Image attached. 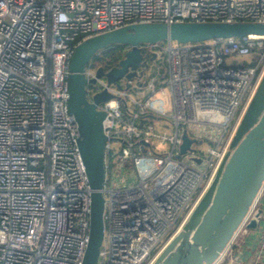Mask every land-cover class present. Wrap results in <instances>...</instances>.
<instances>
[{"label": "built area", "instance_id": "1", "mask_svg": "<svg viewBox=\"0 0 264 264\" xmlns=\"http://www.w3.org/2000/svg\"><path fill=\"white\" fill-rule=\"evenodd\" d=\"M187 21L264 24V0H0V264H83L92 188L69 110L76 46L131 24ZM142 47L156 59L124 84L102 83L95 58L85 70L100 82L90 100L114 96L98 105L107 141L97 264L152 260L207 184L264 67V35ZM159 54L165 71L153 73ZM257 246L252 264L264 232Z\"/></svg>", "mask_w": 264, "mask_h": 264}, {"label": "water", "instance_id": "2", "mask_svg": "<svg viewBox=\"0 0 264 264\" xmlns=\"http://www.w3.org/2000/svg\"><path fill=\"white\" fill-rule=\"evenodd\" d=\"M248 35H264V24L137 23L87 38L76 46L70 59L69 110L79 125L78 145L92 188L90 237L83 264L98 263L105 235L103 187L107 137L103 120L106 113L98 109V105L114 97L103 90L89 99L87 87L96 79L86 77L87 65L99 51L114 44L125 45L124 57L117 66L108 71L100 66L97 70L98 78L106 77L108 83H115L143 76L149 69L148 61H154L156 54H143L144 44L203 42ZM183 138L181 151L184 153L193 140L186 133ZM197 162L200 163L201 159ZM263 191L264 67L207 184L176 231L148 264H219L244 226L253 231L258 229L263 209L256 208V204Z\"/></svg>", "mask_w": 264, "mask_h": 264}, {"label": "crops", "instance_id": "3", "mask_svg": "<svg viewBox=\"0 0 264 264\" xmlns=\"http://www.w3.org/2000/svg\"><path fill=\"white\" fill-rule=\"evenodd\" d=\"M261 205H264V200H262ZM263 232L264 220L261 221L258 230L242 234L243 239L240 241H237L236 238L223 257L224 260H221L219 264H252L255 250ZM261 264H264V258L261 260Z\"/></svg>", "mask_w": 264, "mask_h": 264}, {"label": "rangeland", "instance_id": "4", "mask_svg": "<svg viewBox=\"0 0 264 264\" xmlns=\"http://www.w3.org/2000/svg\"><path fill=\"white\" fill-rule=\"evenodd\" d=\"M246 63H247L246 62V59H239L238 60V64H246ZM102 65L106 66L105 62H102ZM150 70H152L153 73H157L159 71H161L162 73H164V71H165V61H164L163 57L161 56V54H159L158 60L155 62V65L150 68ZM100 81L102 83H107L108 82L106 77H101L100 78ZM120 82L122 84H124L125 80L124 79H121ZM99 85H100V82L98 81L96 84H93L92 87L95 88V87H97ZM159 129H160L161 132H166L169 135H171L174 132L173 131L174 130L173 127H171L169 125L161 126V127H159ZM157 144L159 145L160 150H163L164 149V146L160 143V141H158ZM262 200H264V193H263ZM262 200H261V202H262ZM242 239H243V235L241 233V235H239L237 237V241H240ZM222 260H224V258Z\"/></svg>", "mask_w": 264, "mask_h": 264}, {"label": "trees", "instance_id": "5", "mask_svg": "<svg viewBox=\"0 0 264 264\" xmlns=\"http://www.w3.org/2000/svg\"><path fill=\"white\" fill-rule=\"evenodd\" d=\"M126 46L122 44H114L106 49L99 51L100 55H96L95 58L98 62H105L107 67L118 64V62L124 57Z\"/></svg>", "mask_w": 264, "mask_h": 264}, {"label": "flooded vegetation", "instance_id": "6", "mask_svg": "<svg viewBox=\"0 0 264 264\" xmlns=\"http://www.w3.org/2000/svg\"><path fill=\"white\" fill-rule=\"evenodd\" d=\"M143 51V54H147L148 53V50H142ZM97 58H95V60H96ZM96 61H98V60H96ZM119 63V62H118ZM148 64L150 65V64H152V61L151 60H149L148 61ZM118 64H115V65H112L111 67H107V65L106 66H104V69H105V71H108V70H110L112 67H114V66H117Z\"/></svg>", "mask_w": 264, "mask_h": 264}]
</instances>
